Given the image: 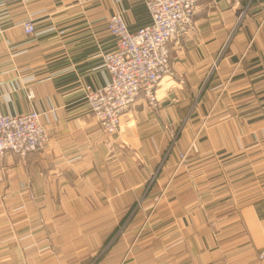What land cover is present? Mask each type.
Listing matches in <instances>:
<instances>
[{"label": "crops", "instance_id": "1", "mask_svg": "<svg viewBox=\"0 0 264 264\" xmlns=\"http://www.w3.org/2000/svg\"><path fill=\"white\" fill-rule=\"evenodd\" d=\"M146 2L0 0V109H35L49 133L43 150L0 160V264H89L156 199L122 234L137 244L98 264H264V0L200 3L169 44L158 106L141 94L110 134L85 96L110 80L109 18L136 31Z\"/></svg>", "mask_w": 264, "mask_h": 264}, {"label": "built area", "instance_id": "2", "mask_svg": "<svg viewBox=\"0 0 264 264\" xmlns=\"http://www.w3.org/2000/svg\"><path fill=\"white\" fill-rule=\"evenodd\" d=\"M206 1L147 0L151 22L136 31L128 28L121 14L109 18L108 30L116 43L102 57L110 80L99 88L89 86L85 96L104 131L118 132L123 115L141 94L151 107L158 106L157 88L164 76L172 74L169 44L185 34L193 22L195 9ZM23 28L27 35L36 33L32 20L23 22ZM28 95L33 98L31 91ZM48 140L49 133L39 111L11 115L0 109V160L7 154L25 159L43 150ZM191 150H196L194 143L180 152L177 168L186 164Z\"/></svg>", "mask_w": 264, "mask_h": 264}, {"label": "rangeland", "instance_id": "3", "mask_svg": "<svg viewBox=\"0 0 264 264\" xmlns=\"http://www.w3.org/2000/svg\"><path fill=\"white\" fill-rule=\"evenodd\" d=\"M158 202H159V199L158 200L156 199L153 202V205L150 207L151 209H149V211L145 215V207L143 205L142 200L137 201L136 204H134V206H132L130 208L128 214L124 218V222L121 223L120 226L115 228V230H113L111 236L104 243L102 248L96 253H93V251L91 252L89 250L88 263L89 264H98V262L101 261L103 258H106L107 262L110 261L109 258H110V255L113 254L112 251L118 249V247H120V246L121 247L125 246L126 245L125 243H127L128 241H129L128 243L133 241L131 243L130 247L135 246L137 244V239L135 238L134 240H128L127 238H124V236L122 235L123 232L126 230V227L129 225V221H130L131 217H133V216H135L137 214H138L137 216H140V214H141V216L145 215L147 217L148 216H153V213L155 212V210L159 206V205H157ZM147 219H149V217ZM150 220H146V221L144 220L142 227H144L145 225L149 224L148 222ZM73 226H74V230L77 229V228H80L79 224H73ZM89 241H90L91 247H97L96 240L90 239ZM127 258H128V256L126 254L125 257H124V260L126 261Z\"/></svg>", "mask_w": 264, "mask_h": 264}]
</instances>
